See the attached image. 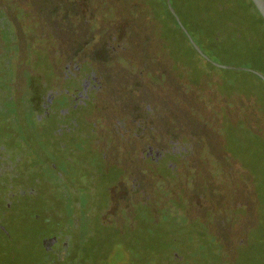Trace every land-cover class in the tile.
Segmentation results:
<instances>
[{
  "label": "flooded vegetation",
  "instance_id": "flooded-vegetation-1",
  "mask_svg": "<svg viewBox=\"0 0 264 264\" xmlns=\"http://www.w3.org/2000/svg\"><path fill=\"white\" fill-rule=\"evenodd\" d=\"M27 3L35 1L0 0L2 248H16L15 262L30 252L23 264H78L72 259L107 231L135 226L133 204L163 207L164 197L149 201L167 170L174 179L184 172L192 144L166 117L148 49L133 53L137 41L126 38L40 41L31 29L39 8ZM125 241V252L135 251ZM147 242L149 253V234Z\"/></svg>",
  "mask_w": 264,
  "mask_h": 264
},
{
  "label": "trees",
  "instance_id": "trees-1",
  "mask_svg": "<svg viewBox=\"0 0 264 264\" xmlns=\"http://www.w3.org/2000/svg\"><path fill=\"white\" fill-rule=\"evenodd\" d=\"M34 1L35 3L26 5L35 4L39 8L36 12L32 11L31 16L38 13L40 27H31V29L33 32L40 31L38 33L41 37L40 41H50L54 23L58 22H65V26L71 24L75 30L74 35H76L74 41H92L95 38L104 41L126 38L131 41L132 38L143 37L141 32H145L149 26L148 16L153 15V20L158 23H162L164 19L162 15L149 11V0ZM163 1L170 21L175 25L169 28L171 35L180 36L203 59L202 62L208 64L201 85H196L192 81L195 87L187 88L185 82L180 83L182 80H176L180 83L175 87L178 94L171 105L169 104L171 110L167 112L166 117L176 119V122H180V126L184 127L185 137L192 144V155L184 164V172L177 179L172 178L174 173L167 170L168 181L161 194V197H164L162 209L166 210L163 215L167 214L168 201L170 198L172 200L175 195V189L172 190L171 187L183 182L186 184V193L191 197L188 198V204L196 209L197 200L201 199V194L207 201V206L201 207L200 210L207 208L208 218L205 223L196 222L198 225V228L194 230L196 231L194 240L196 252L192 254L179 252V257H175L171 248L177 249L180 233L186 231L185 224L181 217L168 224L163 223L161 220L167 215L160 217L159 211H155L160 206L150 207L149 210L154 209L150 225L153 226L155 232L149 233V253L148 244L139 253L136 247L132 253L125 252L128 255L125 260L117 261L115 264H264V113L259 116L261 113H257L254 107H252L253 111L249 107L253 104H247L246 107L244 105L241 108L238 107L239 111L236 109L237 114L234 117L235 109L232 108L231 100L227 98L226 106L221 105L225 98L218 96L217 89H214L221 78L215 77L214 74L211 75L209 70L216 71L220 68L213 63L216 60L207 51L209 45H202L204 39L207 38L226 41L240 35L233 22L224 16V11L236 7L238 2L240 5L241 0L238 2L234 0H174L175 2L172 3L186 28L194 26L195 35L189 29L188 31L204 54L213 60L206 59L196 50L170 11L167 0ZM248 1L249 6L257 10L253 1ZM180 3L186 6L183 17L178 12ZM144 6L147 8H143ZM261 18L264 21L262 15ZM26 20L28 21L29 18L27 17ZM218 20L221 21L222 28L217 25ZM33 24H35L34 20H32ZM244 31L248 32L246 29ZM248 34L251 38L258 36L251 31ZM213 44L215 43L212 42L210 45ZM196 66L198 67V64ZM162 69L164 71L150 67L149 74L152 73L151 77L157 87L155 92L163 94L166 90L170 91L169 88L173 84L169 82L167 86L162 87L163 74L166 71L171 72L164 67ZM224 70L240 72L248 79H258L264 89V80L252 71ZM220 83H223L226 88V82ZM254 84L258 88V84ZM262 91L259 92L257 99L264 100V90ZM245 101L251 102V100ZM229 103L231 106H228ZM262 104L264 105V102ZM177 107L183 108V113L176 109ZM173 111L175 113L171 116L169 113ZM229 116L232 117L233 124L224 123L223 132L219 131L217 124L223 123V120ZM204 151L217 153L218 160L210 166L211 172H201L203 167L198 166L203 161ZM161 188L162 184H159L157 189ZM225 205L231 210L230 212L219 209ZM168 212L171 213L170 210ZM175 212H179L178 209H175ZM116 236L117 231L116 233L107 231L104 234L107 241L117 240ZM100 243L97 242V245L90 251L77 254L78 258L72 260L78 264H85L87 260L89 264H110V254L114 245L112 243L111 249L109 247V249L102 250L103 244ZM15 254L16 248L12 247L7 252L4 251L2 255L8 263L16 264L14 259L17 254ZM180 257H183V260Z\"/></svg>",
  "mask_w": 264,
  "mask_h": 264
},
{
  "label": "rangeland",
  "instance_id": "rangeland-1",
  "mask_svg": "<svg viewBox=\"0 0 264 264\" xmlns=\"http://www.w3.org/2000/svg\"><path fill=\"white\" fill-rule=\"evenodd\" d=\"M235 2H238L240 0H234ZM246 1V2H245ZM172 3H174V0H171ZM236 4V7L234 8H228V10L224 11V16L226 18H229L230 22H233V25L235 26V29H238V32L240 35L237 37H232L231 40L226 41H218L214 42L213 39H204L202 42V45L205 46V44L209 45V49L207 50L211 56L214 57L216 61L219 64H224L228 66H233L237 68H222L217 69L216 71L210 70V74L216 77H220V81L215 85L214 89H217L218 96H221L222 98H225L223 100L224 106H226V100L227 98L231 100L233 106L232 108L235 109L233 111L234 117L237 114V111H239V108L248 106L247 104H253V106H249L251 109L252 107L255 108L257 113L262 115L264 113V105L262 104L264 102L263 99H257L256 97H259V92H263V85L258 82V79L255 80V78H245L246 76L243 75L240 72L235 71H226L224 69H238V70H245L249 71L243 68H250L253 70H256L262 74H264V21L261 18L260 13L252 6H249L248 0H241ZM178 12L179 14L183 16L186 12V6L182 3L178 4ZM143 8H147L144 6ZM149 11L154 14H159L163 16V22L158 23L156 20H153V15L149 18V26L148 29L145 30V32H141L143 35L142 38H132L131 41H137L136 45L133 48V53H140L139 51H142L143 49H148L149 54V62L151 63V69H159L161 71H164L162 68L169 69L171 72L166 71L165 74H163L164 79L162 82V87L167 86L168 83L173 84V86L169 90H166L164 97L167 98L169 101V104L171 105L172 101L175 100L178 91L176 90V86L179 85L182 82H185V86L187 88L195 87L192 83L194 81L196 85H201V81L203 79V76L206 74V68L208 67V64L205 62L203 63V59L200 58L199 55H197L192 47L187 44L186 41H184L180 36L173 37L171 33L169 32V28H173L175 25L173 22L170 21V17L168 15V11L166 9V6L164 4L163 0H149ZM146 16L148 14L144 13ZM199 15V14H198ZM180 17V16H179ZM182 21V20H181ZM65 22H58L54 23L53 32L51 33V40L53 41H74L75 30L71 26L68 28L65 26ZM190 24H188L189 26ZM218 26H221V21L218 20L217 22ZM65 26V27H64ZM186 27V26H185ZM189 26L188 29L190 32L195 35V29ZM219 28V27H218ZM221 28H219L221 30ZM244 29L248 30V32H245ZM253 30V31H252ZM254 33L255 38H251L248 34L249 32ZM200 34V32H199ZM196 35H198L196 33ZM197 38V36H194ZM223 38V37H222ZM92 41H104L103 39H93ZM138 41H141L138 42ZM215 43L213 45L212 42ZM236 41L238 43H236ZM201 43V42H200ZM212 48V49H211ZM256 50V51H255ZM257 54V55H256ZM211 60H213L211 57H209ZM198 64V67L196 66ZM152 75V73H151ZM222 78H227L225 80ZM182 80L180 83H177L176 80ZM220 82H226L227 86L224 87L223 83ZM258 84V88H256L255 84ZM158 85V83H157ZM237 85V88H236ZM156 87L155 85H153ZM159 86V85H158ZM229 86V87H228ZM157 88V87H156ZM241 88L243 89L241 91ZM251 97V99H249ZM237 99V100H236ZM245 100H251V102L245 101ZM238 102V103H237ZM228 106H231L230 103ZM239 107V108H238ZM172 108V107H171ZM173 109V108H172ZM176 109L180 110L183 113V108L177 107ZM221 109V108H219ZM237 109V111H236ZM174 110V109H173ZM253 111V109H252ZM247 112V111H246ZM251 112V111H250ZM175 113L173 111L171 113V116ZM224 113V112H223ZM232 117L229 116L227 119L223 120V123L217 124V128L219 131H222L225 127V124H233V120L231 121ZM231 122H230V121ZM223 132V131H222ZM221 132H219L220 134ZM219 136V135H218ZM227 136V134H226ZM205 154V155H204ZM204 154H202V159L198 166H201L199 168L203 167V170L201 172H211L210 166L214 165V163L218 160L217 153L215 151H204ZM203 164V166H202ZM158 169L155 166L149 165V171H156ZM213 171V170H212ZM186 184L183 182L177 183V185L174 187H171L172 190L175 189V195L172 197V200L168 201V208H167V214L163 213L164 211L161 207L156 208L155 211L160 213V217H166L161 220L163 223L168 224L172 220H179V217L182 218V222L185 224L184 229L185 232L180 233V239L177 242V251L183 253H194L196 252L195 248V229L198 228V225L196 222H204L208 218L207 212L209 211L207 208H204L203 210H200L201 207L207 206V201L204 199L202 194L200 195L201 199L197 200L198 206L195 209V207L191 204H188V198H191L189 194L186 193L187 188L185 187ZM161 192L156 191V193L153 194V199L149 201V207L153 203H159L162 202L161 199ZM162 204V203H161ZM64 206V205H63ZM144 206L148 209V206L144 204ZM143 206H139V204L132 205V209L136 210V214H138L137 221L134 227L131 228V230L125 232L123 230L117 231L116 239H111L107 241V239L104 238L101 243L103 244V249L106 250L111 249L112 243L114 245L113 251L110 254L109 263L115 264L117 261L125 260V258L128 257L127 253L123 251V244L124 241H128L130 238L132 239V244L136 248L137 253L140 252L141 249H143L147 242L148 234L151 232H155L153 230V226L150 225L152 223V215L153 210H149V212L146 210V208ZM141 208L142 210L140 211ZM67 213L68 207L64 206L62 208V211ZM175 209H178L179 212H175ZM219 209H225L226 212H230L231 210L225 205L223 208ZM170 210L171 213L168 211ZM214 210V209H213ZM216 211V209H215ZM162 213V214H161ZM112 221L115 219L112 218ZM149 220V222H148ZM188 221V222H187ZM149 229V233H148ZM13 231V230H12ZM161 234H164V232H161ZM21 237V236H18ZM32 242L36 243V238L31 237ZM125 241V242H126ZM2 243L4 244V240L0 236V264H11L8 263L5 257L2 255L4 251V248H2ZM110 251V250H109ZM19 253V252H17ZM31 253L27 250H20L18 262L16 261V264H23L24 260L30 255ZM180 255V254H179ZM129 259V258H128Z\"/></svg>",
  "mask_w": 264,
  "mask_h": 264
},
{
  "label": "water",
  "instance_id": "water-1",
  "mask_svg": "<svg viewBox=\"0 0 264 264\" xmlns=\"http://www.w3.org/2000/svg\"><path fill=\"white\" fill-rule=\"evenodd\" d=\"M255 7L257 8V10L259 11V13L263 16L264 18V0H252ZM167 4L168 7L170 9V11L172 12V14L175 16L176 20L178 21L179 25L181 26V28L183 29V31L186 33V35L188 36L190 42L192 43V45L196 48V50L203 55L205 58H207L208 60L209 57L204 54L203 50L201 49V47L197 44V42L194 40V38L192 37L191 33L188 31V29L185 27V25L183 24V22L181 21V18L179 17V15L177 14L175 8L172 5L171 0H167ZM216 66L222 67V68H237V67H233V66H228V65H224V64H219L217 62H213ZM249 71H252L254 73H256L257 75H259L263 80H264V74L250 69V68H243Z\"/></svg>",
  "mask_w": 264,
  "mask_h": 264
}]
</instances>
